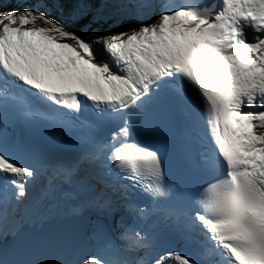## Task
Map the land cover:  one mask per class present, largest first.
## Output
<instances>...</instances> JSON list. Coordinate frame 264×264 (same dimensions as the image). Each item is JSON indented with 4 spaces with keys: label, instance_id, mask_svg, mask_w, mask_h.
Segmentation results:
<instances>
[{
    "label": "snow or ice",
    "instance_id": "1",
    "mask_svg": "<svg viewBox=\"0 0 264 264\" xmlns=\"http://www.w3.org/2000/svg\"><path fill=\"white\" fill-rule=\"evenodd\" d=\"M0 264H264V0H0Z\"/></svg>",
    "mask_w": 264,
    "mask_h": 264
}]
</instances>
